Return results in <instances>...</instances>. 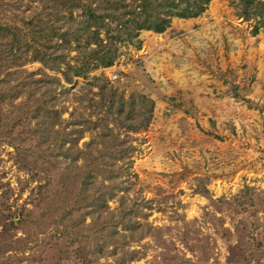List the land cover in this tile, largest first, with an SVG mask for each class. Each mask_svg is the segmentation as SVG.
Instances as JSON below:
<instances>
[{"label":"rangeland","instance_id":"obj_1","mask_svg":"<svg viewBox=\"0 0 264 264\" xmlns=\"http://www.w3.org/2000/svg\"><path fill=\"white\" fill-rule=\"evenodd\" d=\"M81 1L95 5L96 0ZM42 2L0 0V26L24 29L26 17ZM241 10V0H209L202 14L172 17L162 32L142 29L131 40H114L116 60L92 64L85 75H76L78 68L68 69L65 62L61 71L50 69L32 58L21 41L14 42L11 32H0V222L22 206L39 213L41 125L54 134L71 132L66 145L71 152L98 139L105 121L114 125L106 108L97 112L88 99L97 100V85L104 84L108 93L114 89L116 98L125 100V111L133 104L136 112L151 108L140 95L153 102L146 126L118 131L135 147L123 176L133 182L130 197L147 202V216L140 219L154 229L125 246L136 251L134 258L116 261L111 245L99 263L264 264V23L259 17L246 18ZM73 16L85 18L82 11ZM20 33L24 37L25 31ZM101 37L106 40L104 30ZM80 39L81 47L99 48L90 32L83 31ZM12 40L13 54L24 57L18 58L20 63L5 55V43ZM76 45L74 41L64 50L66 60L85 67ZM25 53L31 54L28 60ZM25 71L36 73V78L45 73L60 78L56 92L32 90L23 80ZM38 100L43 106L39 112ZM80 113L90 115L97 126L78 125ZM75 125L83 131L74 132ZM22 145L29 155L20 161ZM120 203L118 197L107 199L112 209ZM91 221L87 216L86 224ZM55 223L48 228L51 234ZM26 228L35 230L36 224ZM117 229L125 232L121 224ZM24 231L20 228L18 237L25 236ZM49 241L40 242L16 264H85L68 254L67 242L55 241L58 247H52Z\"/></svg>","mask_w":264,"mask_h":264},{"label":"trees","instance_id":"obj_2","mask_svg":"<svg viewBox=\"0 0 264 264\" xmlns=\"http://www.w3.org/2000/svg\"><path fill=\"white\" fill-rule=\"evenodd\" d=\"M127 1L96 0L93 5L92 2L83 3L81 0H43L42 4L26 17L28 21L25 22L24 29L17 27L18 30H14L12 26L5 25L0 26V32L3 36H6L5 32H11L10 38L14 42L21 41L25 51H31L32 58L42 61L50 69L61 71V63L65 62L68 69L78 68L76 75L81 73L85 75L92 64L111 65L116 60L118 54L113 44L114 40L121 41L125 38L131 40L142 29L162 32L168 27L172 17L188 18L202 14L209 0ZM241 3L243 16L259 17L260 22L264 23V0H241ZM65 9L68 10L67 14ZM75 11H82L85 18L81 20L74 18ZM112 23L115 25L112 26ZM259 28V25H255V32H258ZM21 30L25 31L24 37L20 33ZM101 30L106 32L105 41L101 37ZM83 31L87 34L92 33L98 49L88 50V46L81 47L84 45L80 39ZM13 40L10 44L5 43L9 54L5 55L20 63L19 59L22 60L24 57L13 54L15 48ZM74 41L77 42L78 50L81 47V59L78 60L84 62L85 67L73 66L66 60L67 54L64 50L70 49ZM88 43H92L90 39ZM31 54L25 53V60H28ZM25 60L21 63L25 64ZM25 72L28 76H23L25 77L23 80L32 90L40 93L45 88H54L56 92L55 83L58 84L60 78L46 73L36 78L34 77L36 73ZM97 86L99 91L96 94L99 98L88 99L91 100L95 111L101 112L106 108L113 117L114 125L110 127L105 121L103 132L98 139L86 143L85 149L77 146L76 142L73 143L77 146L73 152L71 147L66 148L70 142L71 132L66 131L62 134V130H59L58 134H54L41 125L38 133L36 194L39 213L36 214L34 208L22 206L20 212L13 213L0 222L2 226L0 264L24 262L27 253L46 239H50L52 247H58L55 241L67 242L65 245L68 254H74L85 264H102L99 263L101 254H104L111 245L113 249H110V255L118 262H125L128 255L134 258L136 254L135 250L126 249L125 246L131 241H140L150 229H154L140 219L147 216L144 211L147 202L140 201L138 197L133 199L130 197V184L133 182L123 176L130 169L128 160L131 159V152L135 147L129 144V136L121 137L118 131L122 128L126 131H135L146 126L151 118L153 102L140 95L142 101L151 103V108L144 112L140 110L136 112L133 111L136 109L133 104L132 109L125 111L126 102L122 97L116 98L114 89L108 93L104 84ZM45 93L47 92L44 90ZM39 103L38 100V112L43 109ZM43 103L45 104V101ZM45 121H48L47 118ZM76 122L78 125L85 123L88 127L93 121L90 115L86 117L80 113ZM97 124L96 121L93 122L94 126ZM72 130L83 131L77 125ZM27 149L23 145L18 149L20 161L29 155ZM63 162L66 165L60 168ZM116 197L121 203L116 209H112L107 204V199ZM40 208L44 209L42 216ZM87 216L92 218L89 224H86ZM50 218H53V221L49 222ZM53 222L56 223L51 229L55 232L51 234L48 228ZM34 224L35 230L25 229ZM120 224L125 232L117 229ZM20 228L25 230V236L18 237L17 231Z\"/></svg>","mask_w":264,"mask_h":264},{"label":"built area","instance_id":"obj_3","mask_svg":"<svg viewBox=\"0 0 264 264\" xmlns=\"http://www.w3.org/2000/svg\"><path fill=\"white\" fill-rule=\"evenodd\" d=\"M117 75H115V78H116Z\"/></svg>","mask_w":264,"mask_h":264}]
</instances>
